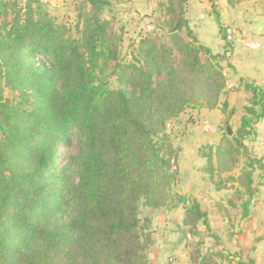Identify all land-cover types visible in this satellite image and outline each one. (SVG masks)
Returning <instances> with one entry per match:
<instances>
[{"label":"trees","instance_id":"obj_1","mask_svg":"<svg viewBox=\"0 0 264 264\" xmlns=\"http://www.w3.org/2000/svg\"><path fill=\"white\" fill-rule=\"evenodd\" d=\"M34 3L0 6V17L11 11L0 22V90L11 93L0 98V264H148L151 222L140 218V205L158 208L175 181L156 139L189 106H218L226 88L219 57L183 22L177 29L186 28L192 41L179 38L171 47L147 36L140 45L146 62L122 66L111 21L88 12L73 37ZM106 71L118 88L101 79ZM130 80L139 84L135 94L126 88ZM247 89L245 110L258 124L264 90ZM228 106L225 100L223 113ZM242 122L239 137L256 131L247 115ZM73 136L72 170L58 164L57 148ZM232 150L217 147L223 156ZM190 209L207 216L198 200ZM247 257L236 264H255ZM228 258L210 254L199 264Z\"/></svg>","mask_w":264,"mask_h":264},{"label":"rangeland","instance_id":"obj_2","mask_svg":"<svg viewBox=\"0 0 264 264\" xmlns=\"http://www.w3.org/2000/svg\"><path fill=\"white\" fill-rule=\"evenodd\" d=\"M19 2L25 4L26 0H0V6ZM97 2L102 3L94 6L90 0H36L34 8L64 26L73 37H79L83 16L88 12H94L101 20L111 21L122 66L146 62L140 45L147 36L157 37L171 47L179 38L192 41L186 28L177 29L178 24L185 22L198 43L219 57L226 77L225 92L216 108L200 107L199 104L189 106L179 117L167 120L163 130L166 138H162V134L156 139L161 154L169 160V171L175 181L166 190L167 199L158 208L140 205V218L151 222L147 230L152 240L147 251L148 264H199L210 254L231 258L217 259L222 264H229L230 260L234 264L239 260L247 263L249 255L256 259L255 264H264L263 240L257 241L264 239V133L258 132L262 119L255 124L256 116L245 110L251 106V91L247 86L254 84L238 78L230 65V53L237 47L259 51V48H249L248 44H258L254 32L250 37L246 26L251 8L252 14L262 17L264 23V0H242L234 6L227 0H214L213 4L208 0ZM10 19L8 7L0 22ZM149 26L153 27L151 32H148ZM202 32L210 38L218 36L220 45L213 49L208 47L201 40ZM101 77L110 88L119 87L117 77L110 71ZM126 88L135 94L139 84L130 80ZM10 96L9 91L0 90V98ZM225 100L229 106L223 113ZM255 110L259 114L260 106ZM246 115L250 120L249 128L257 125V129L241 138L239 130ZM227 125L231 127L232 135H228ZM234 138L239 139L240 146L235 145ZM223 143L232 145L231 155L218 154L217 147ZM77 152L76 136L68 143L60 142L57 153L62 159L58 164L73 170L72 162ZM253 189L256 194L251 192ZM194 200H198L206 217L198 218L190 211ZM244 204L249 207L248 215H245ZM253 247L256 251L250 250Z\"/></svg>","mask_w":264,"mask_h":264},{"label":"crops","instance_id":"obj_3","mask_svg":"<svg viewBox=\"0 0 264 264\" xmlns=\"http://www.w3.org/2000/svg\"><path fill=\"white\" fill-rule=\"evenodd\" d=\"M246 9H250V7L246 6ZM230 10L233 11L234 9ZM252 13L253 12L251 8V16H249V22L246 28L249 29L247 31L250 37L251 32H254L253 34L257 39L255 41L260 44L259 51L253 52L252 50L244 49V47H237L236 49H234L233 53H230V65H232L233 70L235 71L238 78L245 81H250L255 86H259L264 90V23L262 17H256L255 14ZM208 36L209 35L207 33H201L200 37L201 40H203L202 42L204 44L212 49L220 45L221 42L219 41L218 36H212V38H210L211 36ZM242 93L243 92H241V95ZM203 113H206V115H210L208 111H203ZM258 132L264 133V118L258 124ZM262 243L264 244V240L262 241Z\"/></svg>","mask_w":264,"mask_h":264},{"label":"built area","instance_id":"obj_4","mask_svg":"<svg viewBox=\"0 0 264 264\" xmlns=\"http://www.w3.org/2000/svg\"><path fill=\"white\" fill-rule=\"evenodd\" d=\"M153 30V27H151V26H149L148 27V32H151ZM258 45L256 46V45H251V44H248L250 47V49L251 48H254V49H258V48H260V44L259 43H257Z\"/></svg>","mask_w":264,"mask_h":264},{"label":"water","instance_id":"obj_5","mask_svg":"<svg viewBox=\"0 0 264 264\" xmlns=\"http://www.w3.org/2000/svg\"><path fill=\"white\" fill-rule=\"evenodd\" d=\"M227 133L228 135H232V129L229 125H227Z\"/></svg>","mask_w":264,"mask_h":264}]
</instances>
